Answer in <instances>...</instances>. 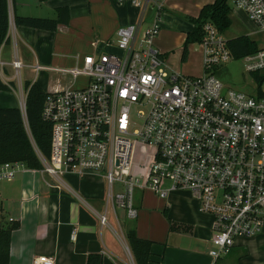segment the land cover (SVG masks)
Segmentation results:
<instances>
[{
    "label": "built area",
    "instance_id": "1",
    "mask_svg": "<svg viewBox=\"0 0 264 264\" xmlns=\"http://www.w3.org/2000/svg\"><path fill=\"white\" fill-rule=\"evenodd\" d=\"M130 2L140 13L135 23L117 29L120 56L95 48L93 42V51L77 55L73 66L59 68L41 65L36 58L26 63L14 46L8 62L0 59V68L13 70L15 85L7 86L18 92L28 133L22 69L30 68L34 78L44 70L72 78L68 86L48 91L43 101L41 117L51 125L49 155L36 149L43 172L58 181L65 174L101 176L104 198L122 208L128 219L138 215L137 189H150L160 198L188 190L199 209L212 217L208 253L216 261L237 239L254 237L264 229V44L238 58L255 83L251 94L225 85L213 73L214 67L236 57L229 39L210 21L202 25L197 42L202 74L177 73L154 47L160 2ZM150 7L155 16L142 31ZM233 9L245 12L264 34V0H233ZM8 14L13 23L11 7ZM138 105L146 109L137 112L140 127L131 129ZM139 145L144 149L141 161L134 159ZM18 165L0 164V181L13 178ZM99 218L100 224L107 223L105 212ZM54 263L47 255L32 260Z\"/></svg>",
    "mask_w": 264,
    "mask_h": 264
},
{
    "label": "crops",
    "instance_id": "2",
    "mask_svg": "<svg viewBox=\"0 0 264 264\" xmlns=\"http://www.w3.org/2000/svg\"><path fill=\"white\" fill-rule=\"evenodd\" d=\"M213 1L160 2V30L154 47L175 70L187 60H181V51L186 32L193 26L188 18L196 17L203 5ZM7 3L12 9V20L14 14L56 17V8L68 7L69 22L59 24L55 31L16 26L9 18L8 41L0 45V59L8 62L15 46L24 62L31 63L36 58L44 66H51L49 63L57 59L67 63L74 58L75 62L77 55L94 50L93 42L95 48L115 46L117 29L135 23L140 13V8L130 0L121 3L7 0ZM154 16L155 9L148 8L142 26H149ZM239 28L237 36L246 35L257 42L253 32ZM8 84L15 85L13 70L4 66L0 68V86H5L0 87V107H16V97L19 102V95ZM14 170L13 178L0 181V226L5 221L18 224L11 233L8 264H32L39 255L53 257L54 264H85L90 253H99L102 264H135L125 238L129 227L135 229L137 237L151 243L146 264H264V229L254 237L237 239L227 254L214 261L208 253L212 248V217L199 209L188 190L184 194L177 190L169 198L152 201L143 198L145 189H137L134 201L138 215L128 219L124 210V215L119 214L118 207L104 198L105 181L101 176L65 174L58 181L41 169L19 164ZM104 212L107 223L102 225L99 215Z\"/></svg>",
    "mask_w": 264,
    "mask_h": 264
},
{
    "label": "trees",
    "instance_id": "3",
    "mask_svg": "<svg viewBox=\"0 0 264 264\" xmlns=\"http://www.w3.org/2000/svg\"><path fill=\"white\" fill-rule=\"evenodd\" d=\"M228 0H214L201 7L196 17H189L192 29L186 32L182 45L181 60L185 61L188 55V46L199 42L203 35L202 25L210 21L220 31L224 32L230 26ZM70 13L67 6L56 8V17L20 16L14 14L16 26H25L48 31H55L59 24L69 22ZM9 14L7 0H0V45L8 41ZM228 45L236 58L255 52L259 44L246 35H240L228 40ZM5 89V86H0ZM25 114L29 133L24 126V119L19 108L0 107V164L5 162L19 163L32 169H41V163L36 149L44 156L49 155L51 125L41 117L43 101L46 91L34 81L26 80ZM18 227L13 222L0 226V264L9 263V249L11 233ZM125 238L133 255L135 264H146L150 253V241L137 237L135 229L129 227ZM85 264H102L99 253H90Z\"/></svg>",
    "mask_w": 264,
    "mask_h": 264
},
{
    "label": "rangeland",
    "instance_id": "4",
    "mask_svg": "<svg viewBox=\"0 0 264 264\" xmlns=\"http://www.w3.org/2000/svg\"><path fill=\"white\" fill-rule=\"evenodd\" d=\"M185 1L187 3V1H189V0H185ZM159 2L164 3V0H159ZM175 3L177 5H180V3L178 1H176ZM227 3H228L230 8L231 7L233 8V0H228ZM232 8L230 10V16L233 20V23L229 26V28L227 30H225L226 31L224 34L225 37L226 38H228V37L232 38V37L239 35L238 34L239 29H241V28H239V26H241L243 29L247 30L248 32L254 33L253 37L256 38L258 44H264V34L257 31V28L251 24V22L249 21L247 15L245 13H242V11L232 9ZM42 17H45V16H42ZM46 17H49V16H46ZM50 18H54V17H50ZM161 20L163 21L162 15H161ZM165 24L167 26H170V23H165ZM145 28H146V26L143 25L141 27V30L143 31ZM113 42L115 44L114 40H113ZM97 48L101 49V48H103V46L98 45ZM104 50H105V52H110V53L117 55V56H120L122 53L114 45L105 47ZM83 53H85V52H83ZM60 60L61 59H57V61H55L53 63H49V65H51L52 67L69 68L75 64L74 58H70V61H68L67 63H65L63 60L62 61H60ZM187 62H188V64H186ZM165 63L170 70H173L177 73H181V74H185V75H191V76L201 75L202 74V67L200 68V66H201V48H200V45L197 42H194L188 46L187 60H186L185 64L180 63L177 65L178 70H175V68L170 66V64H168V62L165 61ZM184 68H186V69L184 70ZM196 69H198V70L195 72ZM194 73H196V74H194ZM213 73L217 77H219L225 85H228L234 89H238L240 91H243V92H246L249 94H251L255 91V83L252 81L251 76L244 70L243 63L238 58H234L225 64L218 65V66L214 67ZM21 78H22V80H30V81H33L35 79L36 82L41 86V88L43 90H45L46 92L51 91V90L55 89L56 87H66L69 84H71V82H72L71 81L72 78L69 74H65V73H62L59 71L44 70L38 74L37 78H34V75H33L30 68L22 69ZM16 93L18 94L17 91H16ZM16 103H17V107H19V102H18L17 97H16ZM145 109H146V106H142V105H138V106L133 108L132 115L134 117V120H133V123L131 125V129L140 127L141 122H142V118L137 116V112L140 110L145 111ZM142 147H143V145H139L138 148L136 149V151L138 153H136L134 156L135 160L138 159V161H141L142 155L144 153V149ZM164 185L168 186L169 183L166 181ZM115 188L118 191L122 190L120 188V186H118L117 184H116ZM105 190H106V187H105ZM172 192H176V191H172ZM177 192L184 194L186 191L181 190V191H177ZM169 194L171 195L172 193L170 192ZM169 194L165 198H169ZM143 198H150V200H152V201H157L160 197L157 194H155L152 190L145 189L144 194H143ZM117 210H118L119 214L124 215V211L122 208L118 207ZM7 223L8 222L5 221L3 223V225H5ZM115 229H116L117 233H119L120 238L122 239V235H120L121 233L118 232L117 228H115Z\"/></svg>",
    "mask_w": 264,
    "mask_h": 264
}]
</instances>
